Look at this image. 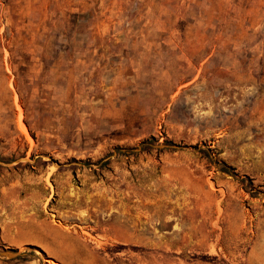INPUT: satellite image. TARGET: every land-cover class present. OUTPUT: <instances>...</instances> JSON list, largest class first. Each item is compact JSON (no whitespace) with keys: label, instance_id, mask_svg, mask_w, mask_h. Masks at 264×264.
Returning <instances> with one entry per match:
<instances>
[{"label":"rangeland","instance_id":"1","mask_svg":"<svg viewBox=\"0 0 264 264\" xmlns=\"http://www.w3.org/2000/svg\"><path fill=\"white\" fill-rule=\"evenodd\" d=\"M0 230V264H264V0H0Z\"/></svg>","mask_w":264,"mask_h":264},{"label":"crops","instance_id":"2","mask_svg":"<svg viewBox=\"0 0 264 264\" xmlns=\"http://www.w3.org/2000/svg\"><path fill=\"white\" fill-rule=\"evenodd\" d=\"M40 228L44 231L45 230L50 231L49 235L53 236L56 240L58 239L59 232L61 233V230H62L60 227H40ZM28 241L36 242L35 240H28ZM23 244H26V243L16 242V243H13V246L18 247Z\"/></svg>","mask_w":264,"mask_h":264},{"label":"trees","instance_id":"3","mask_svg":"<svg viewBox=\"0 0 264 264\" xmlns=\"http://www.w3.org/2000/svg\"><path fill=\"white\" fill-rule=\"evenodd\" d=\"M164 143L167 144V145H175L176 144V143H174L171 140H165ZM221 168H222L221 170L229 172V169H227L226 167H221ZM0 238H1V230H0ZM0 249H5V245L1 241H0Z\"/></svg>","mask_w":264,"mask_h":264},{"label":"water","instance_id":"4","mask_svg":"<svg viewBox=\"0 0 264 264\" xmlns=\"http://www.w3.org/2000/svg\"><path fill=\"white\" fill-rule=\"evenodd\" d=\"M5 255L9 256V255H11V254H10V253H5Z\"/></svg>","mask_w":264,"mask_h":264}]
</instances>
